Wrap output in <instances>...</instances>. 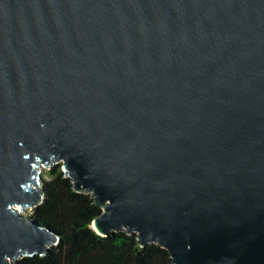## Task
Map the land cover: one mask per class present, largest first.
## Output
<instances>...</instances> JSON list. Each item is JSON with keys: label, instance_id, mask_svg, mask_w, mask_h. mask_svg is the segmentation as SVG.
<instances>
[{"label": "water", "instance_id": "1", "mask_svg": "<svg viewBox=\"0 0 264 264\" xmlns=\"http://www.w3.org/2000/svg\"><path fill=\"white\" fill-rule=\"evenodd\" d=\"M57 163L100 236L264 264V0H0V264Z\"/></svg>", "mask_w": 264, "mask_h": 264}, {"label": "trees", "instance_id": "2", "mask_svg": "<svg viewBox=\"0 0 264 264\" xmlns=\"http://www.w3.org/2000/svg\"><path fill=\"white\" fill-rule=\"evenodd\" d=\"M48 173L51 177L41 180V201L28 217L50 228L58 243L43 256H25L14 264H171L166 249L157 244L142 247L135 234L98 235L91 224L101 209L91 196L73 189L59 163Z\"/></svg>", "mask_w": 264, "mask_h": 264}, {"label": "rangeland", "instance_id": "3", "mask_svg": "<svg viewBox=\"0 0 264 264\" xmlns=\"http://www.w3.org/2000/svg\"><path fill=\"white\" fill-rule=\"evenodd\" d=\"M49 168H43L41 171V180H47L49 179L51 176L48 173ZM16 209L19 210V213L22 216H26L28 217L30 215L31 209L29 207H20L19 205H16Z\"/></svg>", "mask_w": 264, "mask_h": 264}, {"label": "bare ground", "instance_id": "4", "mask_svg": "<svg viewBox=\"0 0 264 264\" xmlns=\"http://www.w3.org/2000/svg\"><path fill=\"white\" fill-rule=\"evenodd\" d=\"M91 227L93 228V225H91Z\"/></svg>", "mask_w": 264, "mask_h": 264}]
</instances>
